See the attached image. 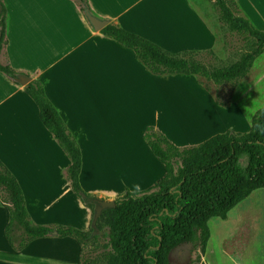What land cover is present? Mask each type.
Segmentation results:
<instances>
[{
	"label": "crops",
	"instance_id": "crops-1",
	"mask_svg": "<svg viewBox=\"0 0 264 264\" xmlns=\"http://www.w3.org/2000/svg\"><path fill=\"white\" fill-rule=\"evenodd\" d=\"M88 1L90 12L99 20L107 21L108 25H120L168 51H208L216 46V43L212 47L208 44L205 47L192 45V42H198V39L195 40L198 35L210 36L212 32L190 0L174 1L186 9L190 21L200 28L199 34L195 33L192 39L187 40L191 44L179 42L185 39L183 25L171 30L167 35L169 38L153 28L161 20L158 0ZM236 2L246 13L245 16L257 28L259 26L258 29L264 30V0ZM5 3L8 9L6 52L12 67L21 75L16 83L0 72V161L21 185L35 225L62 224L88 230L91 211L76 200L65 178L70 160H66L57 141L42 124L39 109L25 92L21 78L26 77L30 82L39 81L44 85L48 98L78 142L83 156L80 174L82 188L101 200L114 201L125 190L145 191L164 176L163 164L154 156L142 136L145 128L153 125L171 138L170 85L173 82L183 86V83L192 82L194 76L160 77L145 71L146 67L136 59L133 50L102 35L71 0H5ZM184 29L189 36L192 34ZM213 40L214 37L212 43ZM176 77H185L186 81H176ZM162 85L166 86L164 100L162 94L155 91L157 88L160 90ZM114 99L120 106L128 102L136 114L143 112L144 118H149L146 111L152 109L150 104L156 110L155 119L141 123L135 145L140 149L141 156L148 154L154 172L150 177L143 172L145 163L138 155L140 165L137 159L127 163L136 174L134 177L127 176L129 182H125L124 187L119 189L115 181L108 182L109 187L90 189L95 173V160L87 164L90 146L97 147V153L105 152L104 156L97 157V165L104 160L112 161L106 153L128 150L129 147L127 142L114 149L111 146L103 148L100 140L92 141L93 137L104 136L107 129H113L112 120L106 119V113H112ZM119 109L123 111L122 107ZM0 218V240L4 243L0 255L7 256L4 258L7 264H56L52 261L53 256H50L52 252L43 249L47 238L32 242L22 252H15L10 247L5 236L8 210L1 200ZM77 221L79 223L75 224ZM32 249L39 251L30 254Z\"/></svg>",
	"mask_w": 264,
	"mask_h": 264
},
{
	"label": "trees",
	"instance_id": "trees-1",
	"mask_svg": "<svg viewBox=\"0 0 264 264\" xmlns=\"http://www.w3.org/2000/svg\"><path fill=\"white\" fill-rule=\"evenodd\" d=\"M71 1L84 16L86 9L91 11L88 0ZM214 1L229 30L252 41L250 50L226 67H210L201 59L204 54L215 56L213 49L171 52L117 24L107 25L101 34L133 50L136 59L155 76H194L208 91L204 80L217 85L238 83L264 53V30L242 15L236 0ZM0 16V72L17 83L21 74L12 67L6 52L5 0H0ZM25 92L37 105L42 124L70 160L65 178L73 194L94 217L95 206L102 200L81 186L83 156L78 142L41 82L31 81ZM144 139L163 164L164 176L145 191L126 190L115 200L114 208L101 213L97 228L91 226L88 231L33 224L21 185L0 161V200L9 210L5 236L10 247L22 252L32 242L55 233L78 242L82 250L79 264H172L171 255L179 247L192 245L198 250L192 264H201L211 238L210 220H226L240 203L264 189V107L253 116L247 133L227 131L200 145L179 148L162 132L149 127ZM98 231L107 234L103 252L95 260L85 259L83 251L100 239Z\"/></svg>",
	"mask_w": 264,
	"mask_h": 264
},
{
	"label": "rangeland",
	"instance_id": "rangeland-1",
	"mask_svg": "<svg viewBox=\"0 0 264 264\" xmlns=\"http://www.w3.org/2000/svg\"><path fill=\"white\" fill-rule=\"evenodd\" d=\"M158 1V13L161 16V20L159 25H153V28L158 32L160 31L159 34H165L167 36L171 33V30L183 25V31H181L184 33L183 37L185 39L179 42H181L180 44L182 42H185L184 44H191L187 40L192 39V35L195 33L199 34L200 28L190 21V16L186 9H183L174 0ZM190 2L197 13L199 15L201 14L200 17L212 32V35L209 33L210 36L212 38L214 37L212 43L210 36H206V34L198 35L195 37V40L198 39V42H192V45L205 47L208 44L212 47L216 43L213 49L215 56L204 54L201 57L207 65L210 67H226L232 65L244 53L250 50L252 41L243 35L232 33L229 30L228 25L221 20L214 0H190ZM155 7L157 8V6ZM241 11L242 15L245 16L246 13L244 10L241 9ZM184 28L188 29L187 31L192 34L190 36L186 34ZM186 35L188 36L186 37ZM144 70L147 71L146 68ZM149 75L152 76L151 74ZM176 78V81H186L185 77ZM204 83L208 86L209 91L199 82L197 77H194L192 82L188 81L187 83H183V86H178L173 82L170 85L171 89L168 94L170 95L169 100L171 101V140L167 138L179 148L200 145L211 137L227 131L236 133H247L250 131L253 116L264 107V53L255 61L249 73L238 83L217 85L205 80ZM161 87L160 90L157 88L155 91L161 93L164 100L166 86L162 85ZM173 92H175V97H173ZM112 105L113 111L111 114L106 113V119L111 118L113 129H107L104 136L93 137L92 141L100 140L102 146H104L103 148L111 146L114 149L117 148V145L120 146L127 142L129 147L128 150L121 149V151H113L110 154L106 153L107 156L110 155L112 161L104 160L97 165V157L104 156L105 154L103 153L105 152L97 153L95 152L97 147L90 146V154H87V158L89 156L90 158L87 164L95 160L93 164L95 173L91 182L93 187L90 189L109 187L110 185H107L108 182L112 183L115 181V186L118 185L116 187L121 189L124 187L125 182H129L127 176L131 175L134 177L136 174L131 167L127 166V163L129 162L128 164H130L131 161L139 157L145 163L143 172H146L149 177L154 172V166L152 161L148 159V154L141 156L140 149L136 148L135 145L141 123L155 119L154 114L156 110L154 111L153 106L150 104L152 109H147L146 111V117L149 118H144L143 112L140 115L136 114V111L130 108L128 102L120 106L114 99ZM121 107L123 108L122 112L119 109ZM149 127L156 128L153 125L147 126L144 130V135ZM71 134L73 135L72 132ZM57 145L66 157V160H68L67 155L58 142ZM149 156L151 158L153 157V155ZM137 160H139L140 165V159ZM90 194L93 195L92 193ZM74 197L82 205L84 204L77 196ZM98 205L95 206V210ZM83 206L88 208L85 204ZM88 209L91 211L90 208ZM91 217L90 227L92 226L94 218L93 215ZM34 220L30 217L32 223H34ZM78 223V221L75 222V224ZM44 226L56 228L66 225L46 224ZM209 227L211 230V238L201 264H264V189L255 191L249 198L240 203L230 212L226 220L218 218L210 220ZM77 229L88 231L90 228L88 230L81 227ZM54 234L52 233L48 236L46 243L43 244L44 250L52 252L50 253V256H53L52 261H55L56 264H79L82 250L78 242L72 238L62 239ZM98 235H100V239L96 242L89 243L83 251L85 259L91 258L95 260L101 256L103 245L107 242V234L103 236L98 231ZM2 247H4V243L0 240V254L3 250ZM38 251V249H32L30 254L37 253ZM197 251L192 245L181 246L171 255V262L172 264H192L197 256ZM6 257L4 254L0 255V264L8 263L4 259Z\"/></svg>",
	"mask_w": 264,
	"mask_h": 264
},
{
	"label": "water",
	"instance_id": "water-1",
	"mask_svg": "<svg viewBox=\"0 0 264 264\" xmlns=\"http://www.w3.org/2000/svg\"><path fill=\"white\" fill-rule=\"evenodd\" d=\"M85 14H86L88 20L90 21V23L98 31H101L103 28H105L108 25L107 21L99 20L94 15H92L90 10H88V9L85 10ZM29 83H30V79L29 78H26V77L21 78V84L22 85L26 86ZM115 206H116L115 201H104V200L100 201L99 205L97 206V208L95 210V215H94V218H93L92 227L96 229V225H97L98 219H99L101 213L104 210L110 209V208H114Z\"/></svg>",
	"mask_w": 264,
	"mask_h": 264
}]
</instances>
